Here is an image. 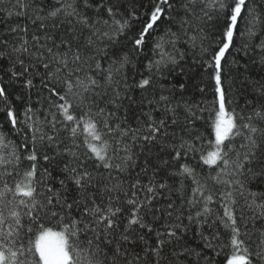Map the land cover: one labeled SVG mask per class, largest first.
<instances>
[{
    "label": "snow or ice",
    "instance_id": "snow-or-ice-1",
    "mask_svg": "<svg viewBox=\"0 0 264 264\" xmlns=\"http://www.w3.org/2000/svg\"><path fill=\"white\" fill-rule=\"evenodd\" d=\"M0 14V264H264V0Z\"/></svg>",
    "mask_w": 264,
    "mask_h": 264
},
{
    "label": "trees",
    "instance_id": "trees-1",
    "mask_svg": "<svg viewBox=\"0 0 264 264\" xmlns=\"http://www.w3.org/2000/svg\"><path fill=\"white\" fill-rule=\"evenodd\" d=\"M24 21L22 19H16L13 18L10 21L5 20L3 14H0V35L4 34V32L7 30L8 27L11 26H16V25H23ZM240 27H243V22L240 23ZM29 28L31 30V25H29ZM135 31V29H133ZM229 60L232 59L231 56L228 57ZM200 69L198 67H193L190 72H189V76L191 78L190 83L191 84H195L198 82L199 80V76H200ZM17 88L19 89V86H17ZM190 91H194V89H190ZM33 99H35V97H33ZM243 101H241L242 103ZM0 107H2V105H0ZM0 123H4V126L7 127V123L5 121V116L2 112H0ZM183 162V161H182Z\"/></svg>",
    "mask_w": 264,
    "mask_h": 264
}]
</instances>
